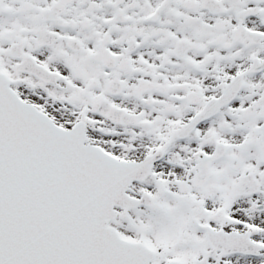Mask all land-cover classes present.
Listing matches in <instances>:
<instances>
[{
    "label": "snow or ice",
    "instance_id": "1",
    "mask_svg": "<svg viewBox=\"0 0 264 264\" xmlns=\"http://www.w3.org/2000/svg\"><path fill=\"white\" fill-rule=\"evenodd\" d=\"M0 264H264V0H0Z\"/></svg>",
    "mask_w": 264,
    "mask_h": 264
}]
</instances>
